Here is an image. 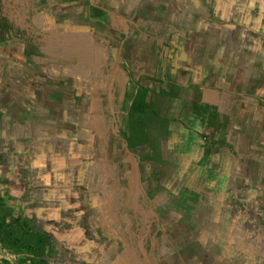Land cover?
Masks as SVG:
<instances>
[{
	"label": "rangeland",
	"instance_id": "1",
	"mask_svg": "<svg viewBox=\"0 0 264 264\" xmlns=\"http://www.w3.org/2000/svg\"><path fill=\"white\" fill-rule=\"evenodd\" d=\"M132 1L108 2L115 20L134 5L125 29L119 23L116 40L110 37L100 49L102 71L91 69L84 39L54 41L58 69L77 74L99 95L63 81L80 99L60 106L24 103L34 89H21L20 82L6 102L1 75L11 62L6 54L11 49L36 54L37 39L55 29L100 33L103 20L87 0H0V264H209L235 253L264 260V145L249 159L236 157L229 180L179 185L172 198L152 168L154 149L128 152L117 130L136 90L128 82L136 77L132 72L172 69L185 85H221L247 94L264 59V0ZM170 18L184 21L167 24ZM40 46L46 50L44 43ZM27 71L33 73L34 66ZM21 115L28 120L21 124L26 134L20 139ZM210 135L204 138L206 154L221 155ZM113 172H119V180ZM199 173L194 169L192 176ZM80 186L100 199L103 239L92 233L84 215ZM71 206L72 215L67 213ZM166 246L175 254L168 255ZM218 246L228 253H214L224 252ZM196 247L201 251L194 259Z\"/></svg>",
	"mask_w": 264,
	"mask_h": 264
},
{
	"label": "crops",
	"instance_id": "2",
	"mask_svg": "<svg viewBox=\"0 0 264 264\" xmlns=\"http://www.w3.org/2000/svg\"><path fill=\"white\" fill-rule=\"evenodd\" d=\"M87 1L90 9H95L96 14L99 15L97 16V19L103 20L102 25L100 26V33H97L93 30H83L77 28L68 30L55 29L52 32L43 34L44 37L41 39H37V37L34 35L32 36L34 40H38L36 43L38 45V51H36V54L33 50L17 53L11 49L7 52L6 57L9 56V58H11V62L8 65L6 73L1 72V75L5 81L4 90L6 89V92H3V97L6 98V102L9 101L10 98L15 97L13 90L16 88V86L14 84L19 82L21 83V89L27 90L28 88V90H31L30 87L34 89V93L32 96H30L31 100H25L23 101L24 103L28 101H35L37 105L50 104L60 106L66 103L77 104L76 101L79 100L80 97L75 92L64 88L62 84L63 81L69 82L72 86L80 89L84 93H90L96 98L99 97L98 93L85 86L84 81L80 76L72 72H62L58 69V54L55 49L54 41L60 38H79L87 41L90 45L92 54L90 62L91 69L100 72L102 71L103 67L100 49L102 47L108 46L110 37L116 40L115 38H117V32L121 30V28L118 26L119 23L123 25L122 27L125 29V21L130 20L129 11L132 9V5L134 4L129 6V4L126 3V6H129L127 8L125 7L126 10L124 11L126 14H116L118 20H115L110 4L108 3L109 0ZM135 1H138V3L141 2V0H133L132 2ZM108 15L110 19L106 18ZM170 19L167 20V24H176L178 22L184 21L173 20V18ZM124 29L122 32L126 33ZM93 41H95V43H93ZM42 43L46 45L45 51L40 46ZM96 43H98L101 47L97 48ZM123 44L124 42L121 44V47ZM97 57H100L99 62ZM39 59L43 60L44 62H41ZM29 66H34L33 73L27 71ZM48 66L53 69L58 78L50 74ZM141 75L148 76V78L143 79V81H146L148 86L153 87L156 90L162 89L164 92L169 93V95L172 97V104L176 107L175 110L181 112L182 110L188 109L190 112H194L198 116L211 119V117H208V112L211 110L210 108H214L215 115L218 114V122H223L225 125L223 126L225 131L223 130V132L221 130L222 128L217 125H209L205 129L206 134H211L207 139H209V142L214 144V148H222L221 155L214 154V156H212V152L206 154L208 149L205 148L206 144L202 136L196 134L185 125L175 121L173 118L167 119L165 122L153 121L148 131L149 142L147 144H141L136 148L131 149L127 142L123 139L126 143V149L130 153H135L138 151L140 155V153H148L152 151L151 149H154V153L157 154L156 157L153 158L151 165L155 171L160 172L162 182L169 187L166 189L169 194L175 193L174 191L177 190V186L186 183L188 185L194 183L198 186H205L206 184L214 183L216 179L222 181L227 180L228 177L231 176V172H233V163L236 157L244 158L243 160L249 159L250 154L253 155L264 145V59L259 64L254 79L248 84V86H246L247 94L236 92V90L229 91L224 86L214 84L200 85L195 83L194 85L191 84L188 86L185 85L180 78L175 77L176 71L174 72L172 69L167 72L157 71V74L152 72H142L136 75V73H134L133 76L136 77L134 79L130 77L131 79L128 81L129 83L132 82L134 85H136V90L132 96L130 107L132 106V101L137 94L139 87L136 79H138ZM158 80H161V83H158ZM8 90H11V94ZM111 99L112 98L110 97V100ZM61 113L62 112L58 111V115H61ZM255 114L259 115V120L256 126H254L253 121H251L253 120V116H255ZM21 116L20 117L22 121L18 122L19 125H16V134L20 139L26 134V131L24 130L25 125L21 124L27 122L28 120L25 119L23 115ZM212 119H214V117ZM19 129L24 131H20ZM104 129L106 132H104V134H107V128ZM253 129L256 131L254 132ZM117 130L120 134L119 127ZM10 146H12V144H10ZM20 146L23 148V144H20ZM210 149L212 150L213 147H210ZM23 150L24 149H22V151ZM28 150L30 149L28 148ZM28 155L31 157L30 152ZM23 163L25 165L28 164L26 160L23 161ZM86 167L87 168L85 170L88 169V166ZM194 169H200L199 176H192ZM86 172L87 171H85L84 174H86ZM115 175L119 180V172H113V178ZM86 182L89 183L90 181L88 180ZM80 187V195L84 197V199L81 201L86 205V208H84L83 211L84 215L89 216V222L93 227L92 233L98 238H102L103 236L98 230L100 220L98 214V203L100 199L94 198L93 194H91L88 188H82V186ZM170 195L173 198V195ZM72 206L67 210V213L70 215H72V212L74 211ZM176 216L177 218H181L182 214L179 213ZM75 227H77V223L75 224ZM85 227L87 226L85 225ZM188 231H191L189 233L193 232V230ZM178 243H182V240L176 242V244ZM207 243L208 244L206 245H213L212 242L207 241ZM218 247H223L222 249L224 252H221L217 249L214 253H228L226 246ZM166 249L170 250V252H167L168 255L175 254L171 246H166ZM200 251L201 250L197 249L196 256L192 257L197 259V255H199ZM189 255L190 254L188 253V256ZM211 260L212 261H210L209 264H264L263 259L254 257L248 253H235L233 255L229 254L228 256H225V260L222 258L218 259V257ZM201 262L203 263L204 261ZM201 262L200 264H202ZM180 264H183V262Z\"/></svg>",
	"mask_w": 264,
	"mask_h": 264
},
{
	"label": "trees",
	"instance_id": "3",
	"mask_svg": "<svg viewBox=\"0 0 264 264\" xmlns=\"http://www.w3.org/2000/svg\"><path fill=\"white\" fill-rule=\"evenodd\" d=\"M144 78L146 79L148 76L141 75L136 79L139 85L137 94L132 101L128 116L124 119V128H120L121 137L131 149L149 142L148 131L153 121L165 122L167 119L173 118L203 138L206 137L205 129L209 125L220 126L222 132L225 129L223 127L225 126L224 123L218 122V114L215 115L214 108H210L211 110L208 112V117H211V119L214 117L212 121L207 117L203 118L202 116H198L188 109L182 110L181 112L175 110L176 107L172 104V97L169 93L164 92L162 89L156 90L148 86L146 81H143ZM157 82L161 83V80Z\"/></svg>",
	"mask_w": 264,
	"mask_h": 264
}]
</instances>
